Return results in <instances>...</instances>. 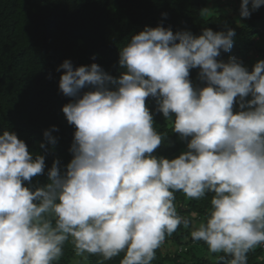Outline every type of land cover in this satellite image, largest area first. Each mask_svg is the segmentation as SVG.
Listing matches in <instances>:
<instances>
[{
    "label": "clouds",
    "instance_id": "1",
    "mask_svg": "<svg viewBox=\"0 0 264 264\" xmlns=\"http://www.w3.org/2000/svg\"><path fill=\"white\" fill-rule=\"evenodd\" d=\"M261 6L241 0L240 18ZM234 36L232 28L196 37L145 26L120 48L118 78L64 60L59 89L73 102L62 111L76 129L66 172L55 160L49 183L30 190L24 182L44 173L45 157L33 158L15 132L0 134V264H59L68 243L73 264L89 256L152 264L180 226L225 264H248V253L264 246V59L251 72L235 57L217 60ZM194 68L207 86H192ZM146 98L181 139L191 138L178 158L152 155L164 137ZM55 131H44L47 145H56ZM176 193L196 201L211 193L209 206L202 216L181 215Z\"/></svg>",
    "mask_w": 264,
    "mask_h": 264
},
{
    "label": "trees",
    "instance_id": "2",
    "mask_svg": "<svg viewBox=\"0 0 264 264\" xmlns=\"http://www.w3.org/2000/svg\"><path fill=\"white\" fill-rule=\"evenodd\" d=\"M240 3L241 0H0V134L5 130L15 132L33 158L45 157L44 173L31 182L25 181L24 186L30 190L43 187L49 183L48 172L55 160H59L58 168L64 173L73 158L70 147L76 129L62 111L73 98L59 89L64 70L56 71L64 60H71L74 68L96 63L118 78L124 71L118 63L120 48L145 26H163L174 34L188 30L196 37L204 28L214 32L232 28L233 47L227 53L221 50L217 60L227 62L230 56L235 57L251 72L255 63L264 59V6L250 18L241 19ZM205 8L209 11L202 15ZM199 71H189L194 88L207 86L200 80ZM90 90L91 86L82 92ZM145 103L153 116L154 129L164 137L152 155L171 160L188 151L191 138L181 139L172 130V122L157 110L156 99L146 98ZM238 110L233 106L234 113ZM52 126L58 128L52 133L57 138L55 146L47 145L43 136ZM41 143L46 144V149L40 148ZM210 196L211 193L196 201L176 193L177 210L181 215L196 211L202 216ZM219 256L210 253L203 241L194 242L189 230L180 226L156 250L152 264H225ZM120 258L104 264H119ZM261 258L264 250L257 247L248 253V264H264ZM74 259L73 247L68 243L59 264H73ZM100 259L89 256L86 264H98Z\"/></svg>",
    "mask_w": 264,
    "mask_h": 264
},
{
    "label": "rangeland",
    "instance_id": "3",
    "mask_svg": "<svg viewBox=\"0 0 264 264\" xmlns=\"http://www.w3.org/2000/svg\"><path fill=\"white\" fill-rule=\"evenodd\" d=\"M202 86H203V83H201V87H202ZM199 88H200V87H199ZM237 99H239V98H237ZM245 100H249L248 97H246ZM234 107H235L236 109H239V108H238V104H234Z\"/></svg>",
    "mask_w": 264,
    "mask_h": 264
},
{
    "label": "built area",
    "instance_id": "4",
    "mask_svg": "<svg viewBox=\"0 0 264 264\" xmlns=\"http://www.w3.org/2000/svg\"><path fill=\"white\" fill-rule=\"evenodd\" d=\"M260 248H261L262 250H264V246H260Z\"/></svg>",
    "mask_w": 264,
    "mask_h": 264
}]
</instances>
